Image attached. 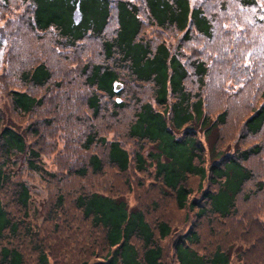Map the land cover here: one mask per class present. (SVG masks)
<instances>
[{
    "label": "trees",
    "instance_id": "obj_1",
    "mask_svg": "<svg viewBox=\"0 0 264 264\" xmlns=\"http://www.w3.org/2000/svg\"><path fill=\"white\" fill-rule=\"evenodd\" d=\"M27 1L33 29L53 31L60 49L63 46L72 51L87 39L98 41L99 57L86 56L78 63L84 83L92 88L86 99L87 106L93 116L99 112L104 96L111 99L112 115L127 105L134 106L127 135L150 143L146 151L141 145L129 151L119 138L108 139L92 132L86 135L83 148L89 149L96 143L105 146L107 161L119 171H126L130 166L144 171L153 165L154 177L165 189L164 194L173 192L176 206L194 211L198 219L210 214L224 218L235 212L238 195L243 199L250 195L244 191V185L253 178L247 162L264 150V139L262 142L246 139L255 137L264 127V86L258 96L244 98L247 104L256 97H261V101L243 121L242 133L233 149H220L217 142L227 110L222 108L213 120L208 118L201 89L192 91L185 86L192 73L201 88L209 69L208 62L203 52L193 60L183 54L184 47L194 36L209 38L213 25L215 22L219 25L225 14H212L213 10L207 11L202 3L192 5L190 0ZM234 1L236 9L246 13H255L252 9L259 12L263 2ZM254 15L261 17L257 13ZM224 21L228 27L221 25V31L228 33L223 35L226 40L230 38L233 45L239 44L241 35L238 36L236 28L250 40L245 34L246 23L236 21L235 15ZM146 24L157 31L161 29L162 34L166 30L177 31L179 36L175 43H170L165 36L160 37V31H145ZM109 27L112 30L107 33ZM222 46L216 48L218 56H230ZM52 77V70L44 61L20 73L22 82L31 86H44ZM238 82L244 81L238 78ZM118 83H122L121 89H117ZM146 85L151 90L149 98L126 90L128 86L142 89ZM9 97L13 108L23 114L42 104L41 97L26 89L12 88ZM115 97L121 100H112ZM197 129L203 131L205 141L199 138ZM19 154L24 155L29 170L45 172L39 151L28 143L24 133L0 119V189L7 183H14L16 202L26 208L30 199L28 186L14 179V158ZM87 162L92 173L102 171L103 162L96 153L90 154ZM86 172V167L76 171L79 175ZM191 176L199 180L201 201L190 197L193 190L185 185ZM204 181L208 183L206 188H203ZM262 187L263 180H258L252 193ZM74 202L83 217L89 219L94 228L101 229L105 248V252L97 254L93 260L83 259L79 264H164L159 241L168 236L172 238L177 264H233L230 252L219 246L208 254L194 248L200 238L195 223L183 232H173L169 223L162 219L151 225L140 208L129 206L121 196L97 190L77 194ZM19 225L20 221L9 214L0 199V237L5 232L15 234ZM35 250L36 264H49L48 254L39 246ZM0 264H24V255L18 247L2 244Z\"/></svg>",
    "mask_w": 264,
    "mask_h": 264
},
{
    "label": "rangeland",
    "instance_id": "obj_2",
    "mask_svg": "<svg viewBox=\"0 0 264 264\" xmlns=\"http://www.w3.org/2000/svg\"><path fill=\"white\" fill-rule=\"evenodd\" d=\"M190 3H202L207 11L213 10L212 14H225L219 25L215 22L209 38L192 36L183 54L193 60L200 52L204 53L209 69L203 85L200 88L191 73L185 86L192 91L201 89L205 113L210 120L226 108V121L219 131L217 146L230 151L242 133L243 121L261 101V97H256L247 104L244 98L258 96L264 86V0L259 12L252 9L261 17H255L254 12L237 10L234 0H190ZM28 5L27 0H0V119L24 133L28 143L39 151L45 172L29 170L22 154L14 158V179L27 184L30 199L23 208L16 202L14 183H7L0 189V199L9 214L20 221L15 234L5 232L0 237V245L18 247L24 255V264H36V246L48 254L49 264H79L83 259L93 260L97 254L105 252L102 231L83 217L74 200L79 193L97 190L121 196L129 206L140 208L151 225L162 219L169 223L173 232H183L195 223L200 238L194 248L200 253L208 254L219 246L230 252L233 264H264V150L247 162L253 178L244 185V191L250 195L247 199L238 195L235 212L230 216L222 218L210 214L198 219L194 211L179 209L174 193L164 194L165 189L154 177L153 165L144 171H137L133 166L119 171L107 161L105 146L96 143L89 149L83 148L86 135L92 132L108 139L119 138L129 151L140 145L146 151L150 143L127 135L134 106L127 105L112 115L111 99L105 96L97 115L93 116L87 106L86 99L92 88L84 83L78 63L86 56L99 57L98 41L87 39L72 51L63 46L60 49L53 31L33 29ZM233 15L236 21L247 24L245 34L250 40L244 38L239 28H236L238 36L241 35L239 44L233 45L230 38H224L228 33L221 31V25L227 28L224 19ZM111 30L109 27L107 33ZM144 30L148 33L160 31V37L165 36L170 43H175L179 36L173 30L162 34L161 29L157 31L149 24ZM221 46L230 56H218L216 48ZM38 61L50 66L52 80L44 86L25 84L20 78L21 71ZM247 70L251 74L246 73ZM238 78L244 82H238ZM117 85V89L123 86L122 83ZM12 88L30 91L41 97L42 104L26 114L17 111L9 97ZM126 90L142 98L151 96L147 85L142 89L128 86ZM112 100L118 102L121 98ZM197 135L204 140L202 130L197 129ZM246 139L262 142L264 127L255 137ZM92 153L102 159L100 173L89 171L87 161ZM81 167L87 168L85 175L76 173ZM258 180H263V187L252 193ZM198 183V178L191 176L185 185L193 190L190 197L201 201ZM207 184L204 181L203 188ZM136 243L139 245L138 241ZM159 243L163 248V263L177 264L171 236Z\"/></svg>",
    "mask_w": 264,
    "mask_h": 264
},
{
    "label": "water",
    "instance_id": "obj_3",
    "mask_svg": "<svg viewBox=\"0 0 264 264\" xmlns=\"http://www.w3.org/2000/svg\"><path fill=\"white\" fill-rule=\"evenodd\" d=\"M116 87H118V85Z\"/></svg>",
    "mask_w": 264,
    "mask_h": 264
}]
</instances>
